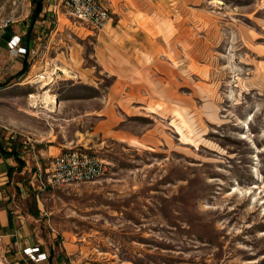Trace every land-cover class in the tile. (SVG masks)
I'll return each mask as SVG.
<instances>
[{"label":"rangeland","instance_id":"1","mask_svg":"<svg viewBox=\"0 0 264 264\" xmlns=\"http://www.w3.org/2000/svg\"><path fill=\"white\" fill-rule=\"evenodd\" d=\"M27 1L0 0V26L28 15ZM187 10L188 47L201 40V52L181 64L171 55L145 96L113 106L116 128L146 133L140 144L92 128L104 76L72 84L63 70L0 87V113L35 139L39 162L82 145L107 164L96 179L38 191V201L30 172L18 176L28 189L17 204L82 264H264V0H187ZM68 20L79 25L59 15Z\"/></svg>","mask_w":264,"mask_h":264},{"label":"crops","instance_id":"2","mask_svg":"<svg viewBox=\"0 0 264 264\" xmlns=\"http://www.w3.org/2000/svg\"><path fill=\"white\" fill-rule=\"evenodd\" d=\"M101 1L111 16L100 29L91 31L69 20L68 24L60 22V0H40L35 17L28 0V15L0 29V87L14 81L26 83L42 72L52 80L65 75L66 70V80L88 86H96L104 76L109 83L97 97L99 107L91 113L95 120L92 128L98 129L100 137L140 144L146 133L116 128L123 119L112 114L113 106L118 109L119 102L133 99L136 90L145 96L150 72L156 74V68L163 69L162 61L171 64V55L178 53L181 64L184 53L201 52V40L194 39L191 48L186 37V28L193 23L195 13L187 10V0ZM12 36H18L17 46L24 48V54L8 51L7 42ZM178 72L180 81L184 70L179 68ZM156 107L158 104H147L144 108L154 112ZM171 112L181 117L176 109ZM11 128L21 131L18 124L0 113V148L5 151L12 147L5 141L7 129ZM13 151L6 154L0 150V264H31L22 253L25 247H38V252L44 254L36 264H82L71 257L53 233L40 229L33 213L17 204L27 198L28 189L18 176L31 174L34 162L29 167L28 159L34 158L22 151L17 141H13ZM38 154L42 156L45 151ZM16 157L21 160L20 166Z\"/></svg>","mask_w":264,"mask_h":264},{"label":"built area","instance_id":"3","mask_svg":"<svg viewBox=\"0 0 264 264\" xmlns=\"http://www.w3.org/2000/svg\"><path fill=\"white\" fill-rule=\"evenodd\" d=\"M60 7L67 18L93 31L100 29L111 16L101 0H60ZM9 22L10 19H6L0 28L5 27ZM17 43L18 36H12L7 42L8 51L14 54H24V48L18 47ZM32 78L43 81L45 75L42 72ZM5 141L7 145L17 141L22 151L29 152L34 158L29 186L33 191L35 190L34 199L36 201H38L36 194L38 191L96 179L104 175L107 168L102 158L94 155L90 149L82 145L64 147L56 154L44 157L43 162H39L34 154L36 141L29 135L7 129ZM22 253L32 261L31 264H36L40 258L44 257L43 253L38 252V247H25Z\"/></svg>","mask_w":264,"mask_h":264},{"label":"trees","instance_id":"4","mask_svg":"<svg viewBox=\"0 0 264 264\" xmlns=\"http://www.w3.org/2000/svg\"><path fill=\"white\" fill-rule=\"evenodd\" d=\"M30 2L32 3V5H33V13H32V17H35L36 15H37V13H38V11L40 10V0H30ZM15 143V142H14ZM10 146H12L11 148H10V150L9 151H5V149H1L0 148V150L3 152V153H11V154H14L13 152V142L12 143H10ZM16 161H17V164L20 166L22 163H21V160L20 159H18L17 157H16Z\"/></svg>","mask_w":264,"mask_h":264},{"label":"bare ground","instance_id":"5","mask_svg":"<svg viewBox=\"0 0 264 264\" xmlns=\"http://www.w3.org/2000/svg\"><path fill=\"white\" fill-rule=\"evenodd\" d=\"M54 101V100H53Z\"/></svg>","mask_w":264,"mask_h":264}]
</instances>
